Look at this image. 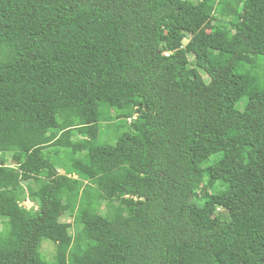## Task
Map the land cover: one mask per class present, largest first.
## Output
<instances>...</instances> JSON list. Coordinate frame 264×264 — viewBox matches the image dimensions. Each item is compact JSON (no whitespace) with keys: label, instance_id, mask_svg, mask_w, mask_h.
<instances>
[{"label":"trees","instance_id":"obj_1","mask_svg":"<svg viewBox=\"0 0 264 264\" xmlns=\"http://www.w3.org/2000/svg\"><path fill=\"white\" fill-rule=\"evenodd\" d=\"M232 2L0 0V264H264V4L216 31Z\"/></svg>","mask_w":264,"mask_h":264},{"label":"rangeland","instance_id":"obj_2","mask_svg":"<svg viewBox=\"0 0 264 264\" xmlns=\"http://www.w3.org/2000/svg\"><path fill=\"white\" fill-rule=\"evenodd\" d=\"M255 1L257 3L264 4V0H255ZM238 7H239V0H233V2L231 3V5L229 6V9H228V17H225V18H219L218 17L216 23H214L216 31H219L220 26H227L229 19L236 15ZM206 30L209 32L210 26H206ZM260 33H262V34H260ZM260 33L257 36L259 52L261 55H264V34H263L264 32H260ZM188 61H189V63H191L193 61L191 56H188ZM262 67L264 68L263 63H262ZM199 72H200L201 76L204 78V80L207 81V77L205 76V74L202 71H199ZM243 103H244V101H242L237 106V108L239 110H241ZM106 138H108V137L106 135H103L102 139L99 142L103 143ZM21 206L25 209H29L33 205L31 202L26 201ZM115 207H117V204H115L112 207L109 206L108 204H103L100 207L99 211L101 214L113 211V212H116L117 214L121 215L122 210L117 209L114 211ZM67 209L68 208L65 206H56L55 207V214L59 217L61 222L68 223L71 225L70 232L73 234L75 232V225H73V218L67 213ZM1 228H2V225L0 224V230H1ZM41 244H42L41 249H42L43 253L47 254V257H50L52 255L53 246L48 241H42Z\"/></svg>","mask_w":264,"mask_h":264}]
</instances>
